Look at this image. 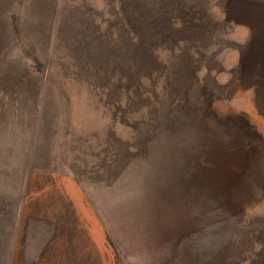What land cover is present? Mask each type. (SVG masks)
<instances>
[{"label": "rangeland", "instance_id": "374dc122", "mask_svg": "<svg viewBox=\"0 0 264 264\" xmlns=\"http://www.w3.org/2000/svg\"><path fill=\"white\" fill-rule=\"evenodd\" d=\"M205 104L264 109V0H0V264L35 168L98 184L122 264H264V158L247 146L200 157L218 201L183 191L160 211L161 141Z\"/></svg>", "mask_w": 264, "mask_h": 264}, {"label": "crops", "instance_id": "0c3cea01", "mask_svg": "<svg viewBox=\"0 0 264 264\" xmlns=\"http://www.w3.org/2000/svg\"><path fill=\"white\" fill-rule=\"evenodd\" d=\"M247 4L243 6L246 11L258 12ZM202 93L205 102H216L211 90ZM220 111L213 104L198 107L196 115L188 117L187 113L178 122L168 141H161L162 152L154 164L157 193L163 200L160 211L166 207L183 209V191L199 200H219L221 194L216 185H211V189L202 186L205 178L214 175H206L210 172L198 163L200 157L206 155L213 161L224 151L234 152L247 146L250 153L264 158V109L258 118L246 108ZM91 185L98 184L71 172L32 170L15 242L8 252L2 251L3 260L8 254L5 264H122L106 219L89 196ZM9 237H2L3 243L8 245Z\"/></svg>", "mask_w": 264, "mask_h": 264}]
</instances>
